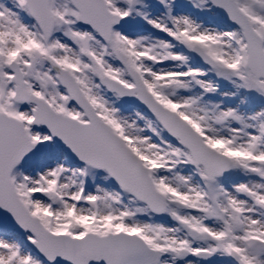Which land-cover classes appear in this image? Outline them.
<instances>
[{"label": "snow or ice", "instance_id": "snow-or-ice-1", "mask_svg": "<svg viewBox=\"0 0 264 264\" xmlns=\"http://www.w3.org/2000/svg\"><path fill=\"white\" fill-rule=\"evenodd\" d=\"M0 264H264V0H0Z\"/></svg>", "mask_w": 264, "mask_h": 264}]
</instances>
